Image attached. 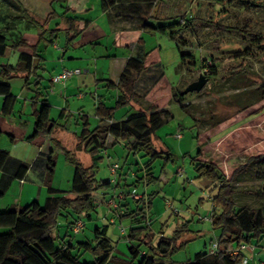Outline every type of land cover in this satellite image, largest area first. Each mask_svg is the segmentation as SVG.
Here are the masks:
<instances>
[{"label": "rangeland", "instance_id": "374dc122", "mask_svg": "<svg viewBox=\"0 0 264 264\" xmlns=\"http://www.w3.org/2000/svg\"><path fill=\"white\" fill-rule=\"evenodd\" d=\"M19 1L29 15L39 22H43V19L51 11V0ZM13 5L14 0H0V31L4 32L8 38L21 36L31 44L35 43L37 28L32 25L30 20L21 16V13ZM84 5L89 10L81 12ZM70 7L75 11H71ZM52 10L56 15L49 21L51 29L60 25L63 30L55 39V43L60 46L59 52L49 48L47 59L43 62L45 75L41 89L49 98V103L54 105L55 99H58L62 104L63 98L61 95L58 96V86L50 87L48 78L49 74L58 72L57 69L59 70L61 67L59 60L66 48L67 31L64 29L68 27L67 18L92 20L95 24L93 30L99 31V28L103 26H110V17H100L99 0H61L53 2ZM146 16L147 22L154 27L169 26L178 21L180 25L188 24V27L180 32V30L177 31L179 26H175L172 29L176 31L174 39L169 36V31L165 34L141 31L140 36L143 39L144 48L146 50L156 48L158 60L141 77L138 92L140 94L139 105L133 103L131 107L116 109L114 112L116 120L122 118L126 113L129 117L133 116L141 110V107L145 108L155 104L165 96L171 97V89L184 90L190 83L196 81L199 75L205 73L201 72L203 65L209 63L214 68L212 71L214 75L208 77L204 93H190L185 95L181 104L171 100L166 105L165 108L170 112L171 119L156 131L154 143L158 151L168 152L169 157L166 159L163 154L152 165V172L158 180L149 185H145V181H141L139 185L130 188L124 187L122 183L121 187L116 189L113 188L114 184H111L107 190L97 191L94 195L96 207L90 213L91 219L83 214L82 217L85 221L83 230L78 235L70 233V237L65 240L67 242L71 240L74 245L78 241L88 240L94 246L95 226L107 225V233L112 245H119L115 254L118 257H123L128 253L127 245L118 229L119 227L124 228L127 234L131 227L129 219L122 218V223H119V215L112 209L106 208L105 203H101L102 195L108 194L109 198L113 190L116 191L115 193L123 190L124 194H127V189H135L138 195H142L143 193L147 194L145 191L147 190L148 197L154 195L149 209L148 197L144 201L145 213L148 214L150 223L147 229L150 227L151 233L154 234V243H157L160 237L171 238L178 228H186L187 242L169 259L172 264H184L193 259L195 254L208 252L220 235V231L214 230L209 221L199 219L211 217L214 211L219 212V210H213L215 206L212 198L216 192L214 186L206 178L198 177L194 169L192 158L198 150L195 140L196 132L205 127L211 115L227 116L234 111L238 103L246 102L245 98L239 96L237 87L245 84L256 87L264 83V38L259 41H251L236 32L216 29L213 26H207L206 23L217 22L224 27L252 31L264 37V0H157L155 7L148 11ZM122 24H133L135 30H140L141 25L133 21H124ZM89 33H93V31L91 29L85 31L81 37H77L79 38L77 43L68 47L64 55L65 61L74 64L72 69L75 66L82 69L94 66L93 71L97 69L99 73L107 76L109 65L108 58L105 57L106 54L120 57L122 54H128L127 48L115 47L112 39L109 41L108 37L101 38L99 43L88 44L86 42ZM139 49V45L136 44L134 52L138 54ZM186 53L193 55V58H186L185 63L182 64L181 55ZM195 60L199 65H194ZM0 61L6 63L5 59H0ZM240 67L248 76H245L243 72L232 74ZM160 76L169 85L160 88L159 93H156L157 96L153 94L150 95V98L145 97V90ZM102 84L98 85L99 99L108 107H113L116 91L102 87ZM51 89L57 96L50 92ZM94 92L92 90V93ZM75 96L69 98L71 107H74L75 111L79 107H85V113L91 118V125L94 127L96 120L90 108L93 105L88 102V98L79 102ZM87 96L90 97L88 94ZM182 105H188L187 112L182 110ZM240 123H242L240 124L241 128L258 142L257 131L264 133V113L258 115L250 123ZM178 133L181 135L180 138H175ZM69 144L67 148L70 149L72 143ZM76 150L77 152L73 151L74 156L82 164V157H87V154L79 155V149L76 148ZM107 152V154L102 153L101 159L96 162L95 178L99 181L113 179L110 174V166L113 163H118L123 167L127 162L126 172L129 168L136 172L148 160L139 155L130 154L128 156L127 150L121 144H116L113 148L110 147ZM227 157L232 161H243V156L240 154H230ZM54 159L55 175L61 185V191L67 192L70 190L71 183L69 182L67 185L66 179L74 172V168L65 160L62 153ZM138 176L143 177L144 173L138 172ZM258 177L259 174L253 172L251 176H244L234 185L233 199L238 205L250 208L264 206V178L258 179ZM133 181L134 176L132 175L127 183L130 184ZM127 201L131 210H136L137 204L133 198L128 197ZM106 209L108 213H111L110 217L117 219L116 225L108 223V220L111 219H106ZM66 218L72 220L74 216L68 214L60 219L58 231L61 239L58 242L63 241L62 236L66 233ZM2 231L0 229V232ZM245 245L250 246L249 243ZM252 246L256 249L254 253L249 250L243 252L244 257L248 259V264H264V248L258 247L255 239H253ZM74 252H77L76 249ZM86 260H92L91 251L85 252L81 257V261Z\"/></svg>", "mask_w": 264, "mask_h": 264}, {"label": "trees", "instance_id": "16d2710c", "mask_svg": "<svg viewBox=\"0 0 264 264\" xmlns=\"http://www.w3.org/2000/svg\"><path fill=\"white\" fill-rule=\"evenodd\" d=\"M59 1L61 0H51V11L43 22H39L29 15L19 0H14V8L21 13V16L30 20L37 28V32L36 43L30 46L21 36L8 38L4 32L0 31V56H4L8 49L16 52L27 49L30 51V53L19 52L18 61L14 66L0 65V95L4 97L2 113L5 115L11 114L15 103L8 82L23 72L29 75L31 70L35 71L33 58L38 56V47L42 43H53L59 36V32L63 30L60 27L47 28L50 19L54 17L53 2ZM156 3L157 0H100V9L104 13H108L111 9L121 10L122 19L141 24V31L162 34L169 31V36L174 39L176 31L172 29L179 26L177 31L181 32L182 29L188 27V24L180 25L178 21L169 26H151L147 22L146 14L155 7ZM67 21L68 27L64 29L67 31L66 48L72 45L80 34L75 19L67 18ZM206 25L228 32H236L251 41L264 38L259 33L224 27L217 22H208ZM137 44L140 48L138 54L127 59L118 80L115 83L110 80L104 81L105 88L113 89L117 93L114 106L108 107L101 100L98 101L94 114L97 124L92 128L89 126V118H82L84 122L78 135L77 148L80 150L83 147L90 154L92 164L84 167L69 151H65L66 161L74 168L69 191L49 188L43 205L34 201L19 209L13 207L0 211V229L3 230L0 232V264H172L169 260L171 256L187 242V230L181 227L174 231L171 238L160 237L157 243H154V234L149 233L146 226H138L145 220V208L138 206V202L143 200L135 201L136 210L120 216V219H134L138 226L130 228L125 236L128 253L124 258L118 257L113 252L112 241L107 235V225L94 228V246L90 241H78L74 245L71 240L68 242L65 240L70 237L73 225L83 214L88 218L91 217L90 213L96 207L95 193L107 190L111 185V180L99 181L95 178L96 162L101 159L99 153L106 149L109 136L125 144L128 156L133 154L148 159L133 173L132 183H127L126 179L122 180L124 187H135L141 181H145L146 185L156 182L158 179L152 172L153 163L163 154L166 159L169 157L168 152L157 150L154 143L155 133L171 119L170 112L165 108L166 105L171 100L180 104L183 102L185 95L180 96L183 90L171 89V97L165 96L155 104L145 108L141 107L137 114L124 120L113 121L116 109L131 107L133 103L139 105L140 94L138 92L141 77L158 60L157 49L146 50L142 37H139ZM189 57L193 58V55L182 54V64ZM194 65H199V63L195 60ZM213 70L214 68L208 63V65H203L201 72L206 71L202 75L208 78L214 75ZM239 72L248 76L241 67L232 74ZM151 85L145 90L147 98L159 93L160 88H165L169 84L160 76ZM25 86L27 88L29 86L28 78ZM237 90L239 96L245 98L246 102L238 103L234 111L227 116H210L205 127L196 132L195 140L198 150L192 158L197 176L209 180L216 191L212 198L215 206L213 210L218 209L219 212H213L210 223L214 230L220 231L216 240L217 249L214 254L197 253L193 259L184 264H240L239 258L230 255V248L246 243L252 244L253 239L258 247L264 248V206L250 208L238 205L233 199L234 185L244 176H251L255 172L259 174L258 179L264 178V133L257 131L259 139L257 142L240 125L242 124L240 122L250 123L258 115L264 113V83L256 87L245 84L237 87ZM204 92L203 88L199 94ZM35 93L36 96L33 99L42 96L37 87ZM181 108L187 112L189 107L182 105ZM49 115L50 106L46 100H43L40 110L35 113L34 132L31 138L52 135L57 125L49 119ZM230 154H240L243 156V161L236 162L228 159L227 156ZM8 160V153L0 151V170H5ZM48 163L47 176L51 178L55 169L54 158H50ZM136 165L138 166L137 163ZM26 170V165H19L16 177H23ZM141 171L144 173L143 177L138 176V172ZM6 187L7 182L3 179L0 183V195H3ZM116 187L120 188L121 184L119 183ZM153 196V194L149 196L148 208H150ZM68 214L74 218L72 220L66 218V233L62 236L63 241L58 242L61 239L58 231L59 221ZM75 249L77 252H74ZM87 251H91L92 260L81 261V257Z\"/></svg>", "mask_w": 264, "mask_h": 264}, {"label": "crops", "instance_id": "0c3cea01", "mask_svg": "<svg viewBox=\"0 0 264 264\" xmlns=\"http://www.w3.org/2000/svg\"><path fill=\"white\" fill-rule=\"evenodd\" d=\"M100 2V0H99ZM71 8V7H70ZM71 11L73 8L70 9ZM89 10L85 5L84 8L81 9V12H86ZM121 11V10H120ZM120 11L118 9H111L108 13H104L99 10L100 17H110V26L109 27H101L98 30H93L94 23L92 20H86V19H75L76 26L78 30L80 31L79 37L82 36V34L87 30H92L93 33H89V37L86 43L88 44H94L99 43L101 41V38L108 37L109 41L112 39L113 44L115 47H124L127 48L128 54H122L120 57L118 56H111L109 54H106L105 57L108 58V73H106L107 76H104L103 73H99L97 69L93 71L95 68L94 66L82 69L78 66H75L73 69H80L82 70V73L78 76H75L68 81H66L64 84L62 83H53L52 78L56 75L60 74L61 71L64 69H72V63H69L68 61H65L64 55L68 48H65L62 53V57L59 60V63L61 65L58 72H52V74H49L48 81L50 83V87L58 86V96H62L63 102L60 104L58 99L54 100L53 103H49V98L45 93L42 92V82L44 81V75L45 70L43 69V62L47 59V52L49 48H52L55 52H59V45L55 43V40L53 43L48 42L47 44H41L38 47V56H35L33 58L34 61V68L36 70H31L28 73L23 72L13 79H11L8 83L10 85V92L11 95L15 98V103L13 106V110L11 114L5 115L2 113V106L4 103V97L0 95V131L2 135L0 136V151H6L9 155V160L6 164L5 170H0V183L4 179L7 182L6 190L4 191L3 195H0V211H5L10 208H17L26 206L34 201L38 202L40 205H43L42 203L45 202L46 197L48 196L47 191L49 188L60 190L61 191V185L59 181L56 178L55 175V169L54 173L51 178L47 176V166L50 158H56L60 153H62L64 156L65 151H69L73 157L74 153L73 151H76L77 145H78V135L80 134L82 128H83V117L89 118V126L92 128L90 117L85 113L86 109L85 107H79L76 111L74 110V107H71V104L69 102V98L76 95V99L79 100V102H82L85 98H88V102L93 105L91 108V112L95 114V110L97 107L99 99L98 94V85L99 83H103L102 87H105V80H110L112 82H116L126 64V61L130 57H134L136 53L134 52V47L137 44V41L139 39L141 29L135 30L133 24L131 25H123L122 23L124 20L120 16ZM48 15V14H47ZM54 15H56L54 11ZM54 18V17H53ZM45 19V18H44ZM43 19V20H44ZM51 22L47 24V28L51 29ZM60 27V25H58ZM105 28V29H104ZM33 29V28H32ZM79 38H76L74 43H77V40ZM36 43V41H35ZM35 43H29L30 46H33ZM72 44V45H73ZM123 45V46H122ZM126 45L128 47H126ZM19 51H11L8 49L4 56H0V59H5V61H0V65H11L14 66L19 57ZM22 52L30 53L29 49L24 50ZM130 53V54H129ZM133 53V54H131ZM18 56V57H17ZM76 59V58H75ZM90 69V70H89ZM92 69V70H91ZM29 86L28 88L25 86V82L27 81ZM40 89V92L42 93V96H37V99H33L36 96L35 88ZM52 90V89H51ZM92 90L95 92L92 93ZM51 93H54V90L50 91ZM62 92V93H61ZM88 92V93H87ZM55 94V93H54ZM90 95L89 96H87ZM117 95V93H116ZM115 95V98H116ZM54 96H57L55 94ZM53 96V97H54ZM46 100L48 105L50 106V115L49 119L54 122L57 126L54 129L52 135H41L34 138H31L34 132V124H35V113L40 110L42 106V101ZM60 105V106H56ZM132 106V105H131ZM128 114H124L122 118L119 120H116L115 117L113 118V121H121L129 116ZM96 120V118H94ZM97 122V120H96ZM97 123H94L96 125ZM71 144V150L67 148V145ZM116 144H121L125 147V144L122 142L117 141L114 139V137L109 136L107 139V145L106 149L101 151L99 153V156L102 153H108L107 149L110 147H114ZM127 150V148L125 147ZM78 152H80L79 155L82 153L87 154V157H82V165L84 167H89L92 164V158L89 153L85 151V149L82 147ZM76 159V158H75ZM81 159V158H80ZM55 160V159H54ZM66 160V158H65ZM77 160V159H76ZM79 162V160H77ZM127 163V162H126ZM26 165L27 170L23 177L18 178L16 177L17 169L19 165ZM126 166L127 164L122 166L120 165V169L118 171V178L115 181L114 187L118 189L116 186L118 184H122V180L128 179L133 175V171L129 168V170L126 172ZM73 174L69 175V178L67 176L66 183L67 185L69 182L71 183ZM71 179V180H69ZM146 185V184H145ZM120 186V185H119ZM112 188V187H111ZM134 190V189H133ZM122 192H117L122 195V199H120V212H118V220L121 222L120 216L127 215L129 211H131L130 204L128 203V196H125L123 190ZM131 189H127V193L130 192ZM146 191V197H148V192ZM116 191L113 190L112 195L108 198V194L102 195V201L101 203H105L106 208L109 210L111 209L110 206H108V200L115 195ZM137 193V192H136ZM145 193L142 194V196ZM108 199V200H107ZM149 199V197H148ZM135 201V200H134ZM96 202V201H95ZM143 202V201H142ZM138 202V206L142 207L144 206V203ZM152 204V202H151ZM149 209V208H148ZM106 219H111L113 217H110L111 213H108V210L106 209ZM108 217V218H107ZM91 219V217L89 218ZM130 228L133 227H142L146 226L144 223L137 226V222L135 220L128 218ZM111 224V220H108ZM117 224V219L115 218V223L113 225ZM98 226V225H96ZM95 226V227H96ZM100 227V226H98ZM147 228V227H146ZM124 229V228H123ZM119 230V229H118ZM120 231V230H119ZM149 233L150 227L147 229ZM108 232V229H107ZM108 235V233H107ZM120 236L126 241V245H128L126 240V230L124 229V233L120 232ZM88 241V240H87ZM113 252L116 253L118 251L119 245L113 246ZM125 255L123 256V258Z\"/></svg>", "mask_w": 264, "mask_h": 264}, {"label": "built area", "instance_id": "2783aa9c", "mask_svg": "<svg viewBox=\"0 0 264 264\" xmlns=\"http://www.w3.org/2000/svg\"><path fill=\"white\" fill-rule=\"evenodd\" d=\"M206 73V71H204ZM82 73V70L80 69H64L60 74L56 75L55 77L52 78V82L53 83H62L64 84L66 81H68L69 79L78 76ZM180 134H176L175 138H180ZM120 169V165L118 163H113L110 166V174L113 176V179L111 180L112 183H115V181L118 178V171ZM125 196L131 197L133 198V200L138 201V200H143L146 201V194L142 195H138L136 193V190H131V192H128L127 194H125ZM122 195L119 193H115V195H113V197L110 199V201L108 200V206H110V208L116 212V214H118V212H120V199H122ZM118 201V202H117ZM144 224L146 225V227L149 226V219H148V214L145 213L144 211ZM200 220H204V221H211V217L208 218H199ZM111 223L114 224L115 223V217L111 218ZM85 226V221H84V217H80L76 223L73 225L71 231L74 235H78L84 228ZM120 232L124 233V229L122 227H119ZM217 249V243L214 242L210 248V250L208 251L209 254H214L215 251ZM245 250H249L250 252H255V247L252 246V244H250L249 247H247L245 244H241L239 246L230 248V255L232 257L235 258H239L240 264H248V259H246L244 257L243 252Z\"/></svg>", "mask_w": 264, "mask_h": 264}, {"label": "water", "instance_id": "95a60500", "mask_svg": "<svg viewBox=\"0 0 264 264\" xmlns=\"http://www.w3.org/2000/svg\"><path fill=\"white\" fill-rule=\"evenodd\" d=\"M208 78L204 75H199L197 80L190 83L181 93L180 96H184L190 93L200 92L206 85Z\"/></svg>", "mask_w": 264, "mask_h": 264}]
</instances>
